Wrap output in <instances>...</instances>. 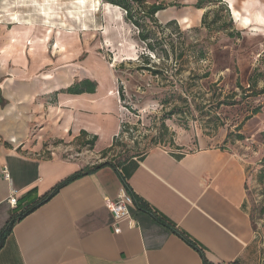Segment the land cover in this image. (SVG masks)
Here are the masks:
<instances>
[{
    "label": "crops",
    "instance_id": "0c3cea01",
    "mask_svg": "<svg viewBox=\"0 0 264 264\" xmlns=\"http://www.w3.org/2000/svg\"><path fill=\"white\" fill-rule=\"evenodd\" d=\"M187 1V7L164 10L169 11L166 21H176L183 29L202 26L203 15L211 9H197L198 0ZM245 3L249 15L243 16L236 0H223L232 16L236 11L253 27H264L262 0ZM57 91L22 93L10 107L16 114L0 118V123L37 127L31 132L25 126L22 135H9L10 142L0 143V233L13 212H22L75 172L96 165L89 159L60 157L59 150L48 156L52 145H72L92 135L98 137L95 150L104 152L118 134L113 117L119 112L118 99L101 92L99 83L96 94ZM256 136L236 146H220L206 136L179 138L173 151L156 147L118 168L104 166L75 180L17 222L0 250V264H264V245L256 231L262 216L254 199L258 186L264 195V162L258 165L264 139L258 142ZM246 143L258 144L259 156L248 145L240 152L238 145ZM122 190L134 198L129 213L137 225L131 228L123 221L117 235L107 201L116 200ZM13 193L18 196L16 210L8 203Z\"/></svg>",
    "mask_w": 264,
    "mask_h": 264
},
{
    "label": "rangeland",
    "instance_id": "374dc122",
    "mask_svg": "<svg viewBox=\"0 0 264 264\" xmlns=\"http://www.w3.org/2000/svg\"><path fill=\"white\" fill-rule=\"evenodd\" d=\"M246 1L236 0L243 16L249 15ZM152 4L190 5L157 0L143 7ZM131 5L132 22L126 11L105 0H0V118L16 114L10 107L22 93L63 90L89 78L118 99L113 145L96 151V144L87 145L90 135L72 145L56 143L48 156L59 150L60 157L71 160L118 165L156 147L173 151L179 138L206 136L220 146H236L256 134L262 141L264 27H253L246 17L248 25L235 22L228 5L212 6L206 23L192 29L166 21L168 10L154 22L134 1ZM6 122L0 123V143L22 135L27 126ZM103 140L102 145L107 137ZM251 144L238 149L248 145L257 151L258 144Z\"/></svg>",
    "mask_w": 264,
    "mask_h": 264
},
{
    "label": "trees",
    "instance_id": "16d2710c",
    "mask_svg": "<svg viewBox=\"0 0 264 264\" xmlns=\"http://www.w3.org/2000/svg\"><path fill=\"white\" fill-rule=\"evenodd\" d=\"M107 4H110L114 7H120L122 8L124 11H126L127 13V18L128 20H130L132 22V19H134L133 16V7L131 5V2L134 1L138 6L139 10H141L143 12L144 15H146L147 17L149 16L150 19H152L155 22V16L160 13V12H164V10L167 9V7L164 5H160V4H152L150 5L147 9H144V5H146L145 0H105ZM223 6V0H198V2L195 4V8L197 9H205V8H211L212 6ZM143 7V9H142ZM210 15L209 11H207L202 18V24H205L208 16ZM171 22H176V21H169V23ZM215 22V20H214ZM134 24H136V26L139 25V23L136 21L134 22ZM140 38L142 41H144L145 43L149 41V36L144 35V33L140 34ZM149 46V45H148ZM201 55L203 56V53H201ZM98 88V83L95 80H91L89 78H86L85 80L82 81H75L73 84L70 85V87L57 91L56 95L58 94H67V95H83V94H96V90ZM257 113V112H256ZM83 135L86 136V133L83 132ZM98 142V137L94 136L92 137V139L87 143V145H91V146H95V144ZM108 149H106L107 151ZM105 151V150H104ZM133 159V158H132ZM131 160V159H129ZM127 160V161H129ZM125 161V162H127ZM125 162L120 163V164H115L113 162L110 161H105L104 163L101 164H96L93 166H88L82 170H79L77 172H75L73 174V176L63 180L62 182L58 183L56 187H54L52 189V191H50L49 193H47L46 195H44L38 202L34 203L33 205H31L30 207H27L25 210H23L20 213L17 212H13L7 226L4 228V230L0 233V250L4 247V245L7 242V238L11 235L12 230L14 228V226L17 224V222L23 220L28 214L34 212L36 209H38L39 207L42 206V204L48 202L50 199H52L54 196L57 195V193L61 190V188H63L64 186H67L71 183H73V181L78 180L80 178H83L85 176H88L89 174L93 173L96 170H99L101 168H104V166H112L114 168H118L121 165H123ZM15 210L18 209V207L16 206L14 208ZM258 214L262 215V211L258 209ZM186 240L188 238H186L184 235H182ZM189 241V240H188ZM189 243L196 248L195 244L191 241H189Z\"/></svg>",
    "mask_w": 264,
    "mask_h": 264
},
{
    "label": "built area",
    "instance_id": "2783aa9c",
    "mask_svg": "<svg viewBox=\"0 0 264 264\" xmlns=\"http://www.w3.org/2000/svg\"><path fill=\"white\" fill-rule=\"evenodd\" d=\"M261 150L264 151V144L262 145ZM255 153H254L255 156H259V155H257V154H259L258 151H256ZM54 156L55 155L53 153H51V157H54ZM263 161H264V156L262 157L261 160H259V163L261 164V163H263ZM3 175H5L6 179L10 178V175H9L7 169L3 170ZM254 199H255L256 207L262 211V215H259L262 217H259L257 219V222H256V227H257L256 231H257V236L259 238H261L262 244L264 245V235L261 234V230L264 227V218H263L264 217V195H263V191H262L260 186L255 188ZM8 203L12 207H16V205L18 203V196L16 193H13L9 197ZM132 205H134V198L126 190H122L120 195L118 196V198L116 200L107 201V206L113 215L114 233L115 234L118 235L121 233V228L119 225L123 221L128 220L131 228L136 227L137 224L133 219H131L130 213H129V207Z\"/></svg>",
    "mask_w": 264,
    "mask_h": 264
},
{
    "label": "bare ground",
    "instance_id": "6f19581e",
    "mask_svg": "<svg viewBox=\"0 0 264 264\" xmlns=\"http://www.w3.org/2000/svg\"><path fill=\"white\" fill-rule=\"evenodd\" d=\"M84 1L85 0H81V2H84ZM234 17H235L236 21L238 23L242 24V25H248L249 24L248 20L247 19H243V17H241V15L238 12H236V11H234ZM256 17L260 18L261 16L257 15ZM15 24H17V22Z\"/></svg>",
    "mask_w": 264,
    "mask_h": 264
}]
</instances>
